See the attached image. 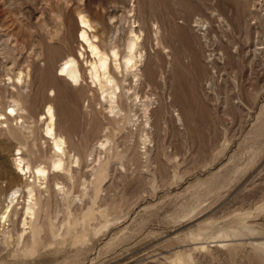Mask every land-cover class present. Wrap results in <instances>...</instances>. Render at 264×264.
Here are the masks:
<instances>
[{
  "label": "rangeland",
  "instance_id": "1",
  "mask_svg": "<svg viewBox=\"0 0 264 264\" xmlns=\"http://www.w3.org/2000/svg\"><path fill=\"white\" fill-rule=\"evenodd\" d=\"M0 3V25H16L0 58L28 73L25 106L0 108L29 120L0 124V264H264V0ZM79 11L100 37L140 28L139 98L114 116L81 58L83 81L55 78L83 50ZM49 98L63 155L45 138ZM19 157L44 177L21 175ZM25 183L21 234L1 212H21Z\"/></svg>",
  "mask_w": 264,
  "mask_h": 264
},
{
  "label": "bare ground",
  "instance_id": "2",
  "mask_svg": "<svg viewBox=\"0 0 264 264\" xmlns=\"http://www.w3.org/2000/svg\"><path fill=\"white\" fill-rule=\"evenodd\" d=\"M1 4V3H0ZM6 9V7H5ZM5 9L0 10L1 16H4L6 13ZM82 10V9H80ZM83 11V10H82ZM85 13V12H84ZM94 15V13H93ZM0 16V17H1ZM70 16V15H69ZM79 22H76L74 18H71V25H73L72 34L80 32L79 39L77 42L83 50H79V56L75 53H68L63 59V62L58 67L55 78L58 80H64L68 82L66 78H69V81L73 83H78L84 80L85 78V67L81 60L87 65V71L92 84L98 87L100 94L102 96L104 103L107 105L109 112L114 116L115 113L124 110V98L134 101L135 98H139L138 91L136 90L137 85L139 84V71L140 65L144 57L142 50L144 49V42L142 35L140 34V28L136 29L135 25L128 26L125 30L121 31L116 29L115 32L110 35H102L101 37L92 32V25L89 23L85 15L79 11ZM11 17V16H10ZM8 16L4 17V21L10 22ZM11 19V18H10ZM97 19V18H96ZM99 22V21H98ZM102 22V21H101ZM1 23V22H0ZM13 23V22H11ZM3 25H0V55H4L10 45L8 43L9 36L12 35L16 30V25H9L10 29L7 30ZM63 25V24H62ZM96 26V25H95ZM94 26V27H95ZM2 27H4L2 29ZM122 27V26H121ZM70 28V27H69ZM96 28V27H95ZM120 28V27H119ZM95 30V29H94ZM97 30V29H96ZM121 31L122 33H120ZM120 34H119V33ZM17 33V31H16ZM15 33V35H16ZM97 33V32H96ZM100 42H104L105 46L101 47ZM103 43V44H104ZM38 55V54H37ZM4 58V57H3ZM3 58H0V99L3 102L4 99L9 98L13 101L16 100L20 102L22 107L25 106V103L22 100L21 93V84L25 82V75L28 73L24 71V68L17 65H11L8 62L3 61ZM17 64V62H16ZM63 75L67 77L64 78ZM131 75L134 79V86L122 83L125 80V76ZM11 79L10 85L13 87V90L8 88L7 83L5 82L4 77ZM129 77V76H128ZM131 77V78H132ZM132 82V81H131ZM69 83V82H68ZM124 89H127L124 91ZM8 101V100H7ZM19 104V103H18ZM17 105V104H16ZM20 107V106H19ZM116 110V111H114ZM44 117V132L46 134L45 138H50L54 147L56 154H64V140L57 134L55 130V111L53 105V98H49L46 103V111L43 112ZM124 116H126L124 114ZM42 117V118H43ZM26 115H21L18 112L16 106L10 107L7 111V107L0 108V124L5 123L7 129L12 128V121L15 120V124L29 122ZM21 125V124H20ZM23 126V125H22ZM27 129L33 130V127L26 126ZM103 144V143H101ZM18 164L20 167L21 175H26L30 171L34 176L38 178L40 175L44 177L46 170L43 167L31 168L29 165H25L21 157L18 158ZM54 167H62L61 160L56 159L53 161ZM15 178L18 177L17 174L13 172ZM24 187L27 188V201L26 203L21 204L22 210L19 212L16 209V206H7V208L1 212V219L3 221L9 220L12 222L15 228V218L13 216L19 215V223L23 226L22 233L26 230V226L31 225L32 217L35 213L36 199L34 195V187L28 186L25 183ZM16 191L11 194V204L13 203ZM23 212L25 216H23ZM23 216V218H22ZM22 218V219H21ZM34 223V222H33Z\"/></svg>",
  "mask_w": 264,
  "mask_h": 264
}]
</instances>
